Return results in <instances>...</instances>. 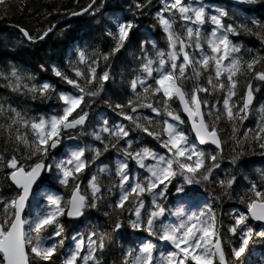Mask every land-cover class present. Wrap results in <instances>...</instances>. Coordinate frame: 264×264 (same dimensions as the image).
I'll use <instances>...</instances> for the list:
<instances>
[{
    "label": "snow or ice",
    "instance_id": "obj_1",
    "mask_svg": "<svg viewBox=\"0 0 264 264\" xmlns=\"http://www.w3.org/2000/svg\"><path fill=\"white\" fill-rule=\"evenodd\" d=\"M237 2L255 4L259 0ZM96 3L97 0H90L86 8L73 11L71 15L79 16L84 12L95 15L97 9L93 5ZM151 3L152 0H146L145 4L137 3L136 8L142 12ZM159 3L163 7L157 13V21L168 50L151 41L150 52L145 47L148 41L142 42L140 55L136 57L139 64L133 69L134 78L129 82L132 96L123 103L109 102L108 106L134 129L152 137L165 152L161 154L148 147L136 149L134 141L126 139V147L117 149L124 157L116 161L120 195L114 204H108L111 211H105L104 215L114 216V230L126 223L132 230L147 232L169 247H159L152 240H139L124 248L118 259L108 261L104 233L98 235L92 231L85 237L77 232L71 237V245L64 244L62 218L79 219L89 209L99 208L105 198L99 174L111 173L106 165L99 167L98 173L93 174L84 187L81 186L82 174L103 152L110 146L115 148L133 130L124 124L109 126L105 118L102 126L87 132L89 109L105 92V82L112 79L107 70L98 74L100 61L107 64L126 49L130 34L137 27L133 21L113 16L104 31V36L113 42L108 52L77 49L76 60L69 61L67 71L52 68V74L69 85L71 91H58L48 82L37 84L32 77H25L16 69L10 75L0 72V80L4 81L0 87L17 96L43 103L55 94L58 101V106L50 113L32 116L27 109L14 107L7 97H0V140L4 145L0 149V171L9 170L4 178L19 190L10 199L0 196V264H56L54 257L60 264H264V255L251 258L257 243H264V229L257 230L250 223H264V172L260 173L259 181L243 177L248 185L237 198L247 212H231L234 223L227 227L228 232L238 238L236 241L225 242V225L211 204L205 202L193 211L186 206V201L175 209L163 203L173 181H177L175 191L184 197L190 196L185 185L216 184L223 196L232 198L237 176L226 173L224 179H219L217 172L223 171L222 153L226 142L219 124L221 120L232 124L235 133L236 122L249 118L256 93L264 87V54L245 48L232 37L254 35L264 45V23L257 19L227 23L228 11L217 8L216 14L208 15L202 3L200 6L186 0H159ZM0 10L7 12V0H0ZM205 25H211V30H206ZM54 27L44 30L38 38L24 28L19 30L35 43L37 39H45ZM41 69L46 70L44 65ZM254 81L259 84L254 86ZM201 93L206 95L201 96ZM218 93L223 94L222 107H217L220 100L211 103L208 99ZM177 102L198 144L181 127L185 121L180 110L174 107ZM141 109H149L161 119L138 115ZM258 111L261 113L259 130L252 140L264 150V105L259 106ZM105 133L109 137L107 143ZM81 135L99 140L104 144L103 150L92 146L69 147L67 159L47 163L66 140H75ZM232 138L236 148L230 163L236 165L244 152L238 150L241 140ZM244 139H248L247 132ZM200 145H214L216 151H206ZM86 152L94 155L87 158ZM261 154L264 155V151ZM128 160L135 161L146 175L133 177ZM53 170L54 178L68 195L34 191V186L39 188L37 182L41 177ZM146 197H151L150 208L145 207ZM37 198H43L46 204L35 214L32 211L26 214V209H32L31 201ZM168 217L176 219L171 221Z\"/></svg>",
    "mask_w": 264,
    "mask_h": 264
},
{
    "label": "trees",
    "instance_id": "obj_2",
    "mask_svg": "<svg viewBox=\"0 0 264 264\" xmlns=\"http://www.w3.org/2000/svg\"><path fill=\"white\" fill-rule=\"evenodd\" d=\"M186 2L193 3L195 6H200L202 3L206 7L208 15L216 14L217 8L228 11L227 23L233 21L250 22L251 19H257L264 23V0H259L255 4H241L237 0H186ZM89 3L90 0H78V2L77 0H7V12L0 10V16H3L0 19V72L10 75L11 71L16 69L25 77H32L33 82L37 84L48 82L55 85L58 91H71L69 85L52 74V68L58 67L67 71L69 61L76 60L77 49L88 52L98 49L101 52H108L113 42L104 36V31L110 26V17L119 16L124 20L133 21L137 25L130 34V44L126 45V49H122L120 53L113 56L107 64L102 60L100 61V66L97 69L98 74L107 70L112 79L105 82V92L101 93L89 109L90 126L87 128V132L91 133L102 126L105 118L108 120L109 126L124 124L133 130L130 131L129 137L121 139L115 148L110 146L107 152H103L95 163L82 174L83 183L81 186L84 187L88 179L93 174L98 173L99 167L106 165L110 170V175L99 174V179L104 184L102 191L105 197L100 207L89 209L85 216L77 220L62 218L65 224L64 244L66 247L72 244L71 237L77 232L83 233L85 237L92 231L98 235L104 233L107 245L105 257L111 261L113 258L118 259L124 248L139 240H152L153 243L162 248L168 246L166 242L149 236L147 232L132 230L126 223L121 229L114 230V216L107 217L104 215L105 211H111L107 207L108 204H114L120 195L119 177L116 176V161L118 159L123 160L124 157L117 149L126 147V139L134 141L133 147L136 149L148 147L161 154L165 152L152 137L134 129L129 121L118 116L117 112L113 111L108 104L109 102L113 104L123 103L132 96L129 82L134 78L133 69H136L139 64L136 57L140 55L142 42L148 41L145 47L150 52H152L151 41H155L158 47L165 51L168 49L164 34L157 21V13L163 7L159 0H152V3L147 5L142 12L136 8V4H145L146 0H97L96 5H93V8L97 9L95 15H90L88 12L79 16L71 15L73 11L79 12L86 8ZM53 25L55 27L49 35L43 40L37 39L35 43H28L19 30L24 28L30 35L38 38L44 30ZM211 27V25H205L206 30H211ZM232 39L245 48H252L264 54V45L254 35L242 34L232 37ZM41 65H44L46 70H42ZM0 83H4V81L0 80ZM201 83L206 84V81H201ZM253 83L254 86L259 84L258 81ZM241 94H243V87H241ZM200 95L205 96L206 94L201 93ZM0 97H7L8 102L14 107L27 109L28 114L32 116L48 114L58 106L55 94L51 100L42 103L39 100L24 99L11 93L7 88L0 87ZM208 99L211 103L220 100L221 103L217 104V107H222L223 94L218 93L215 96H209ZM261 105H264V87H261L260 91L256 93L254 110L249 118L242 123L236 122L237 131L235 133H233L232 124L224 120H221L219 124L222 129L221 136L226 142L223 145L222 153L221 169L223 171L217 170V172L219 179H224L226 173L237 176L238 183L233 185L232 198L223 196L222 190L216 184L185 185V191L190 193V196L184 197L183 194H178L175 191L177 181H173V185L169 186L167 198L163 201L165 207L169 209H175L182 201H186V205L192 207L201 206L205 202L211 204L218 211L220 219L225 225L223 229L225 242L238 239L227 230V227L234 223L229 214L233 211L247 212L246 206L240 203L237 198L238 194L242 193L248 185V180L243 179V177L247 176L251 180L259 181L260 173L264 172V155L261 154L264 150H261L252 140V136L259 130L258 122L261 120V113L258 109ZM174 107L180 110L178 103H175ZM137 114L148 116L154 120L161 119L149 109L138 110ZM181 118L185 121L181 127L194 141L187 120L182 115ZM249 129L252 131L249 132ZM246 132L248 133L247 140L244 139ZM103 135L105 143H107L108 134ZM233 136L241 140V147L238 150L244 152L236 165L230 163L231 157L235 155L233 149L236 148ZM67 146L72 148L92 146L101 150L104 148V144L95 140L91 135H81L75 140H66L52 153L47 163H54V160L63 158L64 149ZM3 147V142L0 140V149ZM201 148L206 151H216L212 145H205ZM85 155L87 158H91L94 153L86 152ZM128 165L133 177L146 175L135 161L128 160ZM8 171L7 169L0 171V196L5 199L14 197L18 192L9 180L4 178ZM54 177L55 170L50 174L43 175L39 188H47L58 195H68ZM177 179L179 180V178ZM216 197H220V199H216ZM33 202L34 200L31 202L32 209L29 211L35 214V211L42 209L44 205L38 204V207L37 204L33 205ZM150 206L151 197H146L145 207L150 208ZM167 219L175 221L176 218L168 217ZM252 225L257 230L264 229V225L260 226L253 223ZM53 242L48 241V243ZM263 253L264 243L258 242L253 249L251 258L256 259ZM54 260L56 264H60L58 258L54 257Z\"/></svg>",
    "mask_w": 264,
    "mask_h": 264
},
{
    "label": "rangeland",
    "instance_id": "obj_3",
    "mask_svg": "<svg viewBox=\"0 0 264 264\" xmlns=\"http://www.w3.org/2000/svg\"><path fill=\"white\" fill-rule=\"evenodd\" d=\"M70 146H67V147H65V149H64V155H63V158H61V159H67L68 158V156H69V152H68V148H69ZM60 159V160H61ZM38 190H44V191H48V192H50V193H53V194H56V193H54V192H52V191H49L47 188H42V187H40L39 189H37V190H35V191H38ZM32 202V201H31ZM35 204H37V206L39 207V205L41 206V205H44V204H46V201L43 199V198H37L36 200H34V202H33V205H35ZM39 204V205H38ZM189 209H190V206L189 205H186ZM199 207H197V208H194V209H190V210H197ZM27 211H29V209H26V212ZM36 212V211H35ZM34 214V213H33ZM167 247H169V246H167ZM264 255V254H263Z\"/></svg>",
    "mask_w": 264,
    "mask_h": 264
},
{
    "label": "water",
    "instance_id": "obj_4",
    "mask_svg": "<svg viewBox=\"0 0 264 264\" xmlns=\"http://www.w3.org/2000/svg\"><path fill=\"white\" fill-rule=\"evenodd\" d=\"M22 33V32H21ZM22 36L24 37V35H23V33H22ZM24 39L28 42V43H31V41H29L26 37H24ZM178 103V102H177ZM178 105H179V103H178ZM179 108H180V106H179ZM181 111V115L187 120V123H188V125H189V128H190V132H191V134H192V136H193V138H194V140H195V135H194V133L191 131V124H190V122L188 121V118H187V116L182 112V110H180ZM195 143H197L198 144V141H196L195 140ZM202 146H205V145H200V147H202ZM213 147H215L214 145H212ZM42 178V177H41ZM9 182H10V184H11V181L9 180ZM39 182L40 181H38L37 183L39 184ZM12 185V184H11ZM14 188H15V186L14 185H12ZM36 186H34V188H35ZM16 189V188H15ZM16 190H18V189H16ZM19 191V190H18ZM26 211V210H25ZM71 220H77V219H71ZM252 223L253 224H256V225H260V226H263L264 225V223H261V222H256V221H252Z\"/></svg>",
    "mask_w": 264,
    "mask_h": 264
}]
</instances>
